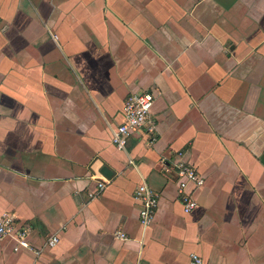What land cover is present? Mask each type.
Returning <instances> with one entry per match:
<instances>
[{"label":"crops","instance_id":"1","mask_svg":"<svg viewBox=\"0 0 264 264\" xmlns=\"http://www.w3.org/2000/svg\"><path fill=\"white\" fill-rule=\"evenodd\" d=\"M144 92L147 127L118 150ZM184 162L204 178L191 213ZM5 214L29 247L0 239V264H264V0H0Z\"/></svg>","mask_w":264,"mask_h":264},{"label":"built area","instance_id":"2","mask_svg":"<svg viewBox=\"0 0 264 264\" xmlns=\"http://www.w3.org/2000/svg\"><path fill=\"white\" fill-rule=\"evenodd\" d=\"M155 103V96L150 92L130 95L124 104L122 111L123 122L119 124L112 133V143L118 150H125L129 139L147 127L148 120ZM109 180L103 178L98 180V188L91 194L92 197L100 195L108 186ZM194 184L196 188L204 185V178L197 170L187 163H181L178 170V192L182 196L183 209L186 213L193 212L198 207V202L193 193L186 192V187ZM136 198L141 203L140 220L144 225H149L154 220L159 206L160 195L151 189L147 184H141L136 190ZM16 237L18 251L20 248H28L25 240V233L18 232L14 218L8 214L0 217V239ZM59 241L53 237L49 246L54 247ZM190 264H204L200 256L193 254Z\"/></svg>","mask_w":264,"mask_h":264},{"label":"water","instance_id":"3","mask_svg":"<svg viewBox=\"0 0 264 264\" xmlns=\"http://www.w3.org/2000/svg\"><path fill=\"white\" fill-rule=\"evenodd\" d=\"M102 173L108 179L113 176L112 171L108 167H105Z\"/></svg>","mask_w":264,"mask_h":264}]
</instances>
